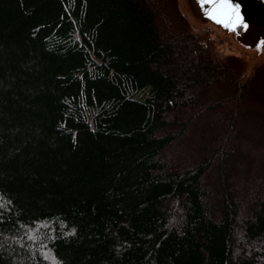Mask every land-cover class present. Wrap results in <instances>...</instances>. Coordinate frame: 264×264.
Masks as SVG:
<instances>
[{"label":"trees","instance_id":"16d2710c","mask_svg":"<svg viewBox=\"0 0 264 264\" xmlns=\"http://www.w3.org/2000/svg\"><path fill=\"white\" fill-rule=\"evenodd\" d=\"M179 6L0 0V264H264V71Z\"/></svg>","mask_w":264,"mask_h":264},{"label":"water","instance_id":"95a60500","mask_svg":"<svg viewBox=\"0 0 264 264\" xmlns=\"http://www.w3.org/2000/svg\"><path fill=\"white\" fill-rule=\"evenodd\" d=\"M179 8L189 17V21L208 24L219 32L229 35L241 48L253 51L257 56L264 55V0H233L239 5L240 16L247 28L237 27L236 31L217 24L207 14L210 4L201 5V0H179Z\"/></svg>","mask_w":264,"mask_h":264},{"label":"rangeland","instance_id":"374dc122","mask_svg":"<svg viewBox=\"0 0 264 264\" xmlns=\"http://www.w3.org/2000/svg\"><path fill=\"white\" fill-rule=\"evenodd\" d=\"M179 4L181 3L179 2ZM155 10L159 15V17L163 18L164 21L167 23V26L163 25L164 28L168 27L172 32L176 33V29H175L176 25L174 21L171 19L173 18L171 17L172 15L163 16L157 11L156 8ZM188 22L193 32L199 34L206 42L213 43V47L220 58L225 56H231L238 59L239 64L242 66L243 74L249 75L252 72H254V70L262 71V72L264 71V55L257 56L253 51L241 48L236 44V42H234V40H232V38L229 35H225L224 33L219 32L218 30L214 29L212 26L208 24L196 23L193 22L192 20ZM177 114L178 112H175L173 115H177ZM188 149H189V144H187V141H185L183 143L174 144L171 147H169L166 151V155L178 158L182 160V162L183 161L189 162L191 157H189ZM250 195L252 198L255 197L254 196L255 194L253 193H250ZM239 202L243 206H245V202L243 201V199L239 200Z\"/></svg>","mask_w":264,"mask_h":264},{"label":"snow or ice","instance_id":"6c2138e0","mask_svg":"<svg viewBox=\"0 0 264 264\" xmlns=\"http://www.w3.org/2000/svg\"><path fill=\"white\" fill-rule=\"evenodd\" d=\"M210 4L206 14L217 24H222L229 30L236 31L237 27L247 28L240 16L239 5L233 4V0H201V5Z\"/></svg>","mask_w":264,"mask_h":264}]
</instances>
